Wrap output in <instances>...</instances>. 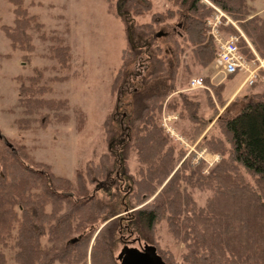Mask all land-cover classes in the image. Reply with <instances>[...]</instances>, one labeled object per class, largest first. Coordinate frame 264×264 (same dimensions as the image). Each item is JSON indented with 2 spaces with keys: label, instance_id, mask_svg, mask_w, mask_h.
I'll return each mask as SVG.
<instances>
[{
  "label": "trees",
  "instance_id": "16d2710c",
  "mask_svg": "<svg viewBox=\"0 0 264 264\" xmlns=\"http://www.w3.org/2000/svg\"><path fill=\"white\" fill-rule=\"evenodd\" d=\"M4 1L12 6L13 20L0 30L12 50L30 51L27 31L40 30L41 24L27 15L22 0ZM206 1L235 25H220L217 31L236 37L246 60L253 54L264 59V16L252 14L247 0ZM165 2L162 11L153 12L149 0H106L125 38L109 97L117 100L124 91L132 65H145L128 93L130 112L123 127L113 126L109 116L102 125L105 145L112 149L85 162L71 181L33 161L23 145L10 148L0 142V264H7L3 249L12 250L15 264H118L112 249L122 221L166 264H264V87L243 95L240 99L247 102L233 115L221 98L223 85H211L207 77L200 97L181 92V73L190 80L196 75L191 68L206 69L216 56L206 25L213 10L201 0ZM145 15L146 22L135 21ZM54 40L51 56L67 69L68 47ZM168 45L169 67L163 58ZM40 79L41 73H35L26 79V88L18 86L19 129L38 121L42 127L49 111L57 120L66 119L58 115L66 101L44 99L50 89L37 86ZM202 102L211 111L208 118L201 115ZM162 114L175 117L169 127L184 126L173 130L188 146L218 155L219 161L207 172L201 164L190 166L185 147L161 126ZM195 191L205 195L201 205ZM162 222L182 246L178 258L159 246Z\"/></svg>",
  "mask_w": 264,
  "mask_h": 264
},
{
  "label": "rangeland",
  "instance_id": "374dc122",
  "mask_svg": "<svg viewBox=\"0 0 264 264\" xmlns=\"http://www.w3.org/2000/svg\"><path fill=\"white\" fill-rule=\"evenodd\" d=\"M149 1L153 12L162 11L166 7L165 0ZM205 1L201 0L203 3ZM247 3L258 13L253 11L252 14L264 16V0H247ZM22 7L28 16L35 17V20L41 24V28L40 30L30 28L27 31L32 49L26 52L12 50L7 38L0 30V142L10 148L23 145L33 161L47 165L54 176L72 181L75 173L83 168L85 162L96 161L100 153L113 148L112 145L108 147L105 145L102 125L109 116L113 120V126L123 127L124 120L130 112L128 93L138 85L145 65L134 64L130 67L133 75L130 76L128 83L123 85L124 91L118 95L117 100L112 99L108 95L109 83L119 65L120 51L125 46V38L124 27L120 20L108 11L106 0H22ZM12 20V6L0 0V26H11ZM147 20L148 15L135 19L137 23ZM160 32L161 39L166 31L163 29ZM40 34L43 38L39 37ZM222 35L226 38L224 34ZM55 37L61 39V44L68 47L67 69L60 68L56 59L51 56L50 48L55 46V40H51ZM163 49V58L166 66L169 67L171 64L170 46H163ZM256 65L257 63L251 64V68H255ZM191 69V75L196 74L192 77L199 78H210L218 72L215 68L211 69V74L208 73L210 71L208 69H200L196 66ZM35 73H41L37 86L44 85L50 89L43 95L44 99L66 101V109L58 113L60 116H66V119L57 120V116H51L50 111L42 110L43 113H48V119L42 127L38 121L31 122L27 129H19L15 121L23 117V114L22 107H19L17 103L18 86L21 84L26 88L28 86L26 79ZM256 75L252 83L254 87L244 84L248 91L243 87L228 102L230 103L228 111L231 115L238 112L239 108L247 102V100L240 99L243 95L260 91L264 87L262 84L263 70L256 71ZM220 76L213 79L214 83ZM238 76L245 77L243 74H236L232 77L238 80ZM19 77L20 80L17 81ZM54 78L57 79L52 80ZM180 78L181 92L196 94L199 97L202 95L201 90H187L189 78L186 75L181 73ZM225 81L226 90L223 96L227 98V87L231 84L230 78L226 77ZM228 103L226 102L225 106ZM215 107L219 115L222 110L217 104ZM200 111L204 118L210 116L211 111L203 102ZM163 116L165 115L162 114V118ZM38 117L34 115V118L38 119ZM161 126L164 130L166 128L174 134H170L173 139H181L183 144L179 141L178 143L187 150L184 158L189 160L190 166L201 164L202 171L207 172L216 164L209 165L199 160L192 165L191 162L193 158L195 160V154H198L200 149L193 146L191 150L187 142L176 135L173 130L175 127H169L168 122L161 121ZM183 127L180 124L176 125L178 130ZM205 159L210 162V159ZM135 166L136 163L131 158L129 167L134 170ZM193 196L198 205L203 203L204 194L195 191ZM126 213L128 212L121 215L122 219L125 218L123 215ZM118 231L116 235L118 240L112 249L114 258L122 246L136 248L135 239H138L141 245L147 244L132 229H126L125 221L121 222ZM157 236L159 246L168 248L174 258H178L183 252L181 244L175 243L166 232L163 222L157 227ZM3 253L7 258V264H15L12 260V250L3 249ZM52 264L61 263L53 262Z\"/></svg>",
  "mask_w": 264,
  "mask_h": 264
},
{
  "label": "built area",
  "instance_id": "2783aa9c",
  "mask_svg": "<svg viewBox=\"0 0 264 264\" xmlns=\"http://www.w3.org/2000/svg\"><path fill=\"white\" fill-rule=\"evenodd\" d=\"M207 6H209L213 10L212 17L207 21L206 25L209 28V35L212 38L213 43L216 47V56L213 60V65L218 71L225 77L234 76L236 74L245 75L243 79V85L250 86L256 79V71L263 70L264 72V59H259L255 54H253L254 58L252 60H246L244 56L239 52L237 47V38L234 36H226L223 38L222 34L217 31L218 26L220 25H231L235 27L234 23L228 19L224 13H222L219 9L211 6L207 1L204 2ZM241 36V34H240ZM242 37V36H241ZM255 68H251V64H255ZM205 89L202 78L193 77L187 83L188 91L202 90ZM164 115V114H163ZM166 116V118H164ZM162 118L163 122H169L170 120L175 119L173 116L165 115ZM164 126V124L162 125ZM165 128V127H164ZM165 132L169 135H174L170 133L166 128ZM170 135V136H171ZM183 144L181 139H176ZM193 146H190L192 150ZM197 153V152H195ZM205 158L210 159L208 162ZM205 161L209 165H213L218 162L219 158L217 155H213L208 153L205 150H199L198 154H195V160L193 158L191 164H195L197 161Z\"/></svg>",
  "mask_w": 264,
  "mask_h": 264
},
{
  "label": "water",
  "instance_id": "95a60500",
  "mask_svg": "<svg viewBox=\"0 0 264 264\" xmlns=\"http://www.w3.org/2000/svg\"><path fill=\"white\" fill-rule=\"evenodd\" d=\"M137 247L122 246L115 259L118 264H166L152 245H141L138 239L134 240Z\"/></svg>",
  "mask_w": 264,
  "mask_h": 264
},
{
  "label": "crops",
  "instance_id": "0c3cea01",
  "mask_svg": "<svg viewBox=\"0 0 264 264\" xmlns=\"http://www.w3.org/2000/svg\"><path fill=\"white\" fill-rule=\"evenodd\" d=\"M255 12V11H254ZM256 14H258L257 12H255ZM241 34V33H240ZM241 36H242V39L244 40V36L241 34ZM247 45H248V47L250 48V50H251V52H253L252 51V48L250 47V45L248 44V42H247ZM213 68H215L214 67V65H213V62H212V64H210L206 69H208V70H210V71H208V73L210 72V74L212 73L211 71V69H213ZM216 69V68H215ZM217 71H218V69H217ZM218 75H221L220 76V78L214 83V81H213V79L215 78V77H218ZM238 75H240V74H238ZM228 77H230V85L227 87V98L226 97H224L223 96V94H224V92H225V90H226V86H224V83L226 82L225 81V76H223L219 71L217 72V73H215L213 76H211L210 78L209 77H207L208 78V81H209V83L211 84V85H218V84H222L223 85V90H222V92H221V98H222V100H224L225 102H229V101H231L232 99H233V97H235V95H237L241 90H242V88L244 87V90H246L245 89V86L243 85V76H241V77H239V79L238 80H236L234 77H231V76H227V78ZM193 78V77H192ZM203 79V78H202ZM246 91H248V89L246 90ZM245 91V92H246ZM255 92H258V91H255ZM169 123V122H168Z\"/></svg>",
  "mask_w": 264,
  "mask_h": 264
}]
</instances>
